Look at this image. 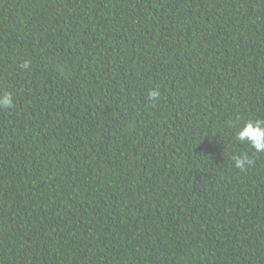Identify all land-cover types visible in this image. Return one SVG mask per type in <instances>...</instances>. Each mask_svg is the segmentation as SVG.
<instances>
[{
  "label": "trees",
  "instance_id": "obj_1",
  "mask_svg": "<svg viewBox=\"0 0 264 264\" xmlns=\"http://www.w3.org/2000/svg\"><path fill=\"white\" fill-rule=\"evenodd\" d=\"M6 92L0 264H264V0H0Z\"/></svg>",
  "mask_w": 264,
  "mask_h": 264
},
{
  "label": "clouds",
  "instance_id": "obj_2",
  "mask_svg": "<svg viewBox=\"0 0 264 264\" xmlns=\"http://www.w3.org/2000/svg\"><path fill=\"white\" fill-rule=\"evenodd\" d=\"M22 69L30 68V61L25 60L21 65ZM149 100L153 107H156L161 98L159 89L150 90ZM15 106V100L11 93L0 94V109H12ZM235 140L240 144L247 145L255 154L264 153V119H248L238 128L235 133ZM234 166L241 171H246L248 167L254 164V160L247 154L233 155Z\"/></svg>",
  "mask_w": 264,
  "mask_h": 264
}]
</instances>
